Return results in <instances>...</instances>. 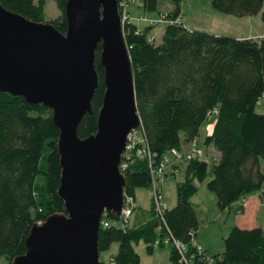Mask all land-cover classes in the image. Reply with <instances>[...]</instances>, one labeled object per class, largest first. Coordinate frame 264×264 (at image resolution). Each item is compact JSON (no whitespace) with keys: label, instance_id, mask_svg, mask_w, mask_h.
I'll use <instances>...</instances> for the list:
<instances>
[{"label":"trees","instance_id":"trees-1","mask_svg":"<svg viewBox=\"0 0 264 264\" xmlns=\"http://www.w3.org/2000/svg\"><path fill=\"white\" fill-rule=\"evenodd\" d=\"M0 1L12 11L46 20V0ZM55 1L60 14L51 21L66 32L68 0ZM142 2L147 10L158 9V0ZM173 2L160 42L150 39L148 27L140 29L133 20L124 25L140 128L151 152V160L136 152L125 158L128 166L121 167L127 179L125 192L136 201V189L151 186L150 162L159 164L173 147L186 150L199 138L202 125L212 114L213 127L205 142L214 144L220 155L214 159L207 186L225 210L249 193L264 195V113L256 110L264 97V38L189 28L178 20L182 0ZM212 2L217 9L239 16L261 13L264 21V0ZM100 52L101 44L96 58L99 85L93 111L86 113L79 124L80 137L97 131L106 90ZM53 112L43 102L32 103L23 95L0 90V257L6 258V264H13L14 258L26 251V239L34 224L65 210L58 194L60 128ZM182 165L185 178L178 181L174 206L164 207L159 213L152 198L148 215L134 220L139 211L136 204L126 224L118 212L105 213L99 233L100 251L108 250L114 242H119V249L110 263L101 260V264H140L135 242L144 240L151 251L157 241L165 245L164 239L170 235L188 243L186 255L191 262L209 264L194 242L200 219L191 199L198 190L197 182L210 174L209 162L204 156L182 161ZM170 245L171 258L177 264H187ZM207 257L212 264H264V226L235 225L225 237L224 250Z\"/></svg>","mask_w":264,"mask_h":264},{"label":"water","instance_id":"water-1","mask_svg":"<svg viewBox=\"0 0 264 264\" xmlns=\"http://www.w3.org/2000/svg\"><path fill=\"white\" fill-rule=\"evenodd\" d=\"M66 17L62 32L0 1V90L53 109L60 128L58 194L65 202L64 211L33 225L26 251L13 264H101L102 219L124 207L127 179L120 165L128 135L141 122L119 0H68ZM99 44L106 90L97 131L80 137L99 85Z\"/></svg>","mask_w":264,"mask_h":264},{"label":"rangeland","instance_id":"rangeland-1","mask_svg":"<svg viewBox=\"0 0 264 264\" xmlns=\"http://www.w3.org/2000/svg\"><path fill=\"white\" fill-rule=\"evenodd\" d=\"M174 8L173 0H158L157 10H147L142 0H127V10L131 15L132 20L141 26L140 29L147 28L150 30V39L160 42L163 38L165 26L169 22L168 12ZM60 13L55 0H46V21H51ZM182 22L190 28L205 29L217 34H226L237 36L239 34L255 35L254 37L264 38V21L261 13L253 15L239 16L231 13H226L214 7L212 0H182L181 13ZM258 112L264 113V97L258 102L256 106ZM214 121V116L210 114L205 120L200 130V146H202L206 155L205 158L209 162V176L203 180L198 181L199 194L205 199L207 204L206 214L201 215L200 227L198 230V240L206 245L200 239L202 236L207 243V254L213 256L224 250L225 237L230 233L231 229L236 225V219L233 220V215L223 213V210L218 205L217 195L211 191L207 186V181L212 177V165L214 159L209 155V151L215 149L217 155L220 152L215 148L214 144H206L205 140L210 133L209 125ZM133 154L136 152L135 148L132 150ZM137 153V152H136ZM45 160L43 161V164ZM128 166V165H127ZM185 178V166H181L179 173L175 174L171 168H168V174L163 179L164 194L166 195L167 207L171 206V199L177 196L176 183ZM137 204L140 205L138 209H147L151 206V192L150 186L138 187ZM205 191V192H204ZM255 193V192H253ZM132 204H129V208ZM201 209V208H200ZM200 211V210H199ZM124 221V224L129 223ZM135 249L141 256L140 264H177L170 256L171 245H157L151 251L146 247V242L141 240L135 242ZM119 242H114L108 250H104L100 254V259L110 263L112 256L118 251ZM0 264H6V258L0 257Z\"/></svg>","mask_w":264,"mask_h":264},{"label":"built area","instance_id":"built-area-1","mask_svg":"<svg viewBox=\"0 0 264 264\" xmlns=\"http://www.w3.org/2000/svg\"><path fill=\"white\" fill-rule=\"evenodd\" d=\"M119 9L122 16L123 29H124L125 23L127 21H132V17L127 10V0H119ZM141 143L143 144V147L138 146ZM133 148H135L138 154L147 155L151 160V152L147 149L146 139L140 127L138 129L132 130L128 135L126 153L123 155V160L121 162L120 168L127 165L125 158L129 157L130 154H133L132 152ZM205 155H206V151L202 146H200L199 138H195L194 140H192L191 144L188 146L186 150H179L178 148L173 147L163 154V158L159 164H153V162H150L151 175H152V182L150 187L152 188L153 201L155 202L156 209L159 213H162L165 207L163 179L168 174V168H171L173 172H175L179 168V164L182 161L197 157L201 158L204 157ZM130 203L132 204V206L129 208ZM246 204L247 202L243 203V205ZM135 205H136V201L134 197L130 196L125 192L124 207L120 214L125 221H128L131 218ZM105 224H107V222H105ZM164 243L172 244L177 248V250L181 255L180 258L181 262H186L187 264H194L186 255V253L188 252V243L176 239L171 235L167 236L164 239ZM159 244L160 242L157 241L156 245ZM196 248L198 253L204 255L205 258H208L209 264H212V259L207 257L208 255L205 253L203 247L200 244H197Z\"/></svg>","mask_w":264,"mask_h":264},{"label":"crops","instance_id":"crops-1","mask_svg":"<svg viewBox=\"0 0 264 264\" xmlns=\"http://www.w3.org/2000/svg\"><path fill=\"white\" fill-rule=\"evenodd\" d=\"M180 20L182 21L181 16H180ZM133 21L139 27H141L138 24V22H136L135 19H133ZM196 28H198V27H196ZM247 34H249V33H247ZM247 34H239V35H237V37H254L255 36V35H247ZM212 127H213V122L210 123V125H209L210 131H212ZM199 141H200V136H199ZM208 153L213 159L219 158L215 149L212 151H209ZM180 170H181V166H179V168L174 173L177 174L180 172ZM177 184H178V181L176 183V188H177ZM135 195H136V204H137V200H138L137 191H135ZM152 195H153V193L151 192V195H150L151 196V202H152ZM165 197H166V195L164 194V206L167 207L168 205L166 203ZM177 199H178V194H177L176 198L173 197V200L171 199V206H174L177 203ZM191 199H192L193 203L195 204V207L197 208L198 213L199 214H201V213L206 214L207 204H206L205 199H203L199 194V186H198L197 192L192 196ZM244 202H247V204L243 205ZM137 206L140 207V205H138V204H137ZM240 207H241V211L239 210ZM136 213L137 214H136V217L134 218V220L136 219L137 221H139L143 217L148 215V208L147 209L146 208L145 209H139V211ZM223 213H228V215L232 214L234 217L233 220L236 219L235 220L237 222L236 225H239L241 227L251 228V227H255V226H264V195H261L260 192H258V191L255 193H249L245 197H242L241 199L235 201L230 208H226L225 210H223ZM200 217H201V215H199V218ZM197 236H198V232H197V235L194 239V242L196 244H200L203 247L205 253L207 254V246L210 247V245L201 236L200 239L206 243V245H203V243H201L198 240ZM146 247H147V244H146ZM170 256H171V248H170Z\"/></svg>","mask_w":264,"mask_h":264}]
</instances>
